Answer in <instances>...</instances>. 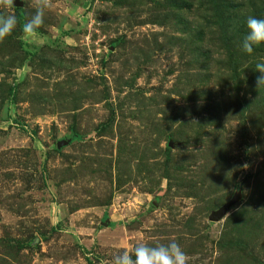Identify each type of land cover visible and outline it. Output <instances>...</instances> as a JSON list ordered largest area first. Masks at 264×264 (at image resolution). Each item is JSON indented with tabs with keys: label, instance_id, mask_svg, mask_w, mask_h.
<instances>
[{
	"label": "rangeland",
	"instance_id": "1",
	"mask_svg": "<svg viewBox=\"0 0 264 264\" xmlns=\"http://www.w3.org/2000/svg\"><path fill=\"white\" fill-rule=\"evenodd\" d=\"M19 2L0 8L18 19L0 42V264L173 240L188 264H264V44L241 48L264 2L52 0L27 39Z\"/></svg>",
	"mask_w": 264,
	"mask_h": 264
},
{
	"label": "clouds",
	"instance_id": "2",
	"mask_svg": "<svg viewBox=\"0 0 264 264\" xmlns=\"http://www.w3.org/2000/svg\"><path fill=\"white\" fill-rule=\"evenodd\" d=\"M15 5L14 0H0V8L11 9ZM33 15L26 19L21 26V32L27 39L34 36L44 23V15L52 8V0H32ZM18 25L17 16L14 13L4 14L0 12V42L11 35ZM247 29L241 48L251 54L254 48L264 44V18L249 15L246 17ZM255 70L261 73L256 78V88L264 87V59L255 65ZM189 257L181 246L174 240L168 244L137 243L123 247L119 254L115 255L110 264H188Z\"/></svg>",
	"mask_w": 264,
	"mask_h": 264
},
{
	"label": "water",
	"instance_id": "3",
	"mask_svg": "<svg viewBox=\"0 0 264 264\" xmlns=\"http://www.w3.org/2000/svg\"><path fill=\"white\" fill-rule=\"evenodd\" d=\"M15 5H19L20 2L19 0H14ZM69 138H66L65 140H58L56 142V148H59L60 145H64L66 143L69 142ZM235 197L234 196L231 200L223 203L222 205H220L217 209H215L214 211H212L209 215V220H217L219 219L221 216H223V214L226 212V210L229 208V206L235 201Z\"/></svg>",
	"mask_w": 264,
	"mask_h": 264
},
{
	"label": "trees",
	"instance_id": "4",
	"mask_svg": "<svg viewBox=\"0 0 264 264\" xmlns=\"http://www.w3.org/2000/svg\"><path fill=\"white\" fill-rule=\"evenodd\" d=\"M258 3H263L264 2V0H256ZM264 5V4H263ZM16 10L18 9L17 7L15 8ZM214 10V13H215V15H216V19H217V17H218V19H217V22L219 23L220 22V20H221V16H220V11H221V8H216V9H213ZM256 12V11H255ZM261 12H264V10H259L258 11V14H260ZM223 14V13H222ZM256 14V13H255ZM216 22V23H217ZM70 131H72L71 133H72V136H70L69 138H70V141L71 140H73L75 137H80V136H78L77 134H76V132H74V130L73 129H71Z\"/></svg>",
	"mask_w": 264,
	"mask_h": 264
}]
</instances>
